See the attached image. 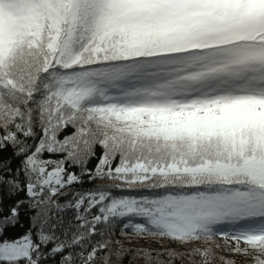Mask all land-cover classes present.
Instances as JSON below:
<instances>
[{"label": "snow or ice", "instance_id": "snow-or-ice-1", "mask_svg": "<svg viewBox=\"0 0 264 264\" xmlns=\"http://www.w3.org/2000/svg\"><path fill=\"white\" fill-rule=\"evenodd\" d=\"M9 149L0 264H264V0H0Z\"/></svg>", "mask_w": 264, "mask_h": 264}, {"label": "trees", "instance_id": "trees-1", "mask_svg": "<svg viewBox=\"0 0 264 264\" xmlns=\"http://www.w3.org/2000/svg\"><path fill=\"white\" fill-rule=\"evenodd\" d=\"M98 154H99V149H98ZM11 155V149H9L8 152L5 153H0V157L4 156H10ZM95 164V161L92 162V165ZM97 183H103V181H97ZM93 185L90 183H85L82 187L83 188H91ZM23 195V194H21ZM23 223L25 224V227H27V220L24 219ZM19 231H22L21 229H15L11 230L10 235H15ZM218 242L223 243L222 238L217 237L216 238ZM113 240L120 241L121 244L125 249H140V248H159L160 245L157 244L154 241H149L147 239H142L139 237H126V236H121L119 232L113 236ZM114 247H119V245H114ZM220 257H223L221 259ZM113 259H117L116 257H113ZM227 260H232L235 262V264H252V261L250 258H247L243 255H237L234 254L228 250H220L216 256V258L213 261V264H225V261ZM51 264V262H49ZM119 264H143V259L136 257L133 252H125L121 257H119ZM176 264H187L186 260L185 261H177Z\"/></svg>", "mask_w": 264, "mask_h": 264}]
</instances>
